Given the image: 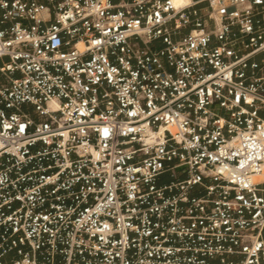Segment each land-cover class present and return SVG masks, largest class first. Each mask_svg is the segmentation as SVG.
Returning a JSON list of instances; mask_svg holds the SVG:
<instances>
[{"label":"built area","instance_id":"built-area-1","mask_svg":"<svg viewBox=\"0 0 264 264\" xmlns=\"http://www.w3.org/2000/svg\"><path fill=\"white\" fill-rule=\"evenodd\" d=\"M0 264H264V0H0Z\"/></svg>","mask_w":264,"mask_h":264},{"label":"rangeland","instance_id":"rangeland-1","mask_svg":"<svg viewBox=\"0 0 264 264\" xmlns=\"http://www.w3.org/2000/svg\"><path fill=\"white\" fill-rule=\"evenodd\" d=\"M169 181V176H163L161 178V182H168Z\"/></svg>","mask_w":264,"mask_h":264},{"label":"bare ground","instance_id":"bare-ground-1","mask_svg":"<svg viewBox=\"0 0 264 264\" xmlns=\"http://www.w3.org/2000/svg\"><path fill=\"white\" fill-rule=\"evenodd\" d=\"M176 4L183 2L184 0H174Z\"/></svg>","mask_w":264,"mask_h":264}]
</instances>
